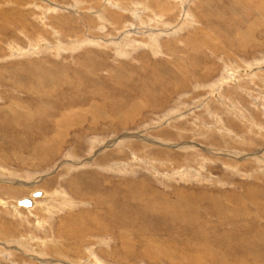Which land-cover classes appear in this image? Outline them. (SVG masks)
Here are the masks:
<instances>
[{"label": "rangeland", "instance_id": "rangeland-1", "mask_svg": "<svg viewBox=\"0 0 264 264\" xmlns=\"http://www.w3.org/2000/svg\"><path fill=\"white\" fill-rule=\"evenodd\" d=\"M5 105L0 264H264V0H0Z\"/></svg>", "mask_w": 264, "mask_h": 264}, {"label": "bare ground", "instance_id": "bare-ground-1", "mask_svg": "<svg viewBox=\"0 0 264 264\" xmlns=\"http://www.w3.org/2000/svg\"><path fill=\"white\" fill-rule=\"evenodd\" d=\"M30 4V3H29ZM33 4V3H32ZM32 4H30V5H32ZM34 5V4H33ZM77 5V4H76ZM22 22V21H21ZM65 23V22H64ZM132 31V30H131ZM155 32V31H154ZM210 34V33H209ZM151 45V44H150ZM152 45H154V44H152ZM155 46V45H154ZM157 46V45H156ZM29 76V75H28ZM27 77V76H26ZM36 79V78H35ZM10 100V99H9ZM10 103H13V104H17V103H19L18 101L17 102H14V101H9ZM20 105V104H19ZM8 109H9V106L8 105H5L3 108H0V112H4V113H7L8 112ZM93 120H95V119H93ZM158 197L160 198V195H158ZM182 197V199L184 198V196H181ZM181 197H180V199H181ZM228 199H231V195L229 196V198ZM144 200V199H143ZM148 200L149 199H145L142 203H147L148 202ZM140 201V200H139ZM150 202H153L152 200L150 201ZM221 202H222V200L220 199V197L219 196H210V203H211V206H213L215 209H216V211H218L219 210V207H218V209H217V205H219V203H220V205H221ZM229 202V201H228ZM141 203V204H142ZM226 203V202H225ZM230 203V202H229ZM240 204V203H239ZM143 205V204H142ZM33 206V205H32ZM31 206H29V207H27V208H30ZM232 207V206H231ZM192 208V207H191ZM233 208V207H232ZM180 209V208H179ZM227 209H228V207H227ZM99 211V209H96V212H98ZM229 212H231L230 211V209H229ZM50 213V212H49ZM75 221H77V220H75ZM70 222V221H69ZM66 223V222H65ZM68 224V223H67ZM71 224V223H70ZM70 224H69V226H70ZM73 224V223H72ZM72 224H71V226H72ZM76 224V223H75ZM68 226V227H69ZM97 226V225H96ZM99 226V225H98ZM72 228H73V226H72ZM71 228V230L70 231H74L75 229H72ZM75 228V227H74ZM69 229H70V227H69ZM69 231V230H68ZM70 233V232H69ZM74 233V232H73ZM75 233H76V231H75ZM72 234V233H71ZM72 237H74L75 238V236L74 235H71ZM127 241V240H126ZM77 247V245H74L73 246V248L75 249ZM79 250V249H78ZM92 250H93V248H92ZM94 251V250H93ZM75 252H76V254H80V255H78V260L79 261H77L78 263H82V264H88V262L89 261H86V260H84V261H82L81 260V253L80 252H77V250H75ZM144 253H145V251H144ZM90 254V253H89ZM88 258V257H87ZM75 262V261H74Z\"/></svg>", "mask_w": 264, "mask_h": 264}, {"label": "water", "instance_id": "water-1", "mask_svg": "<svg viewBox=\"0 0 264 264\" xmlns=\"http://www.w3.org/2000/svg\"><path fill=\"white\" fill-rule=\"evenodd\" d=\"M42 194L41 190H36L30 193L29 197H23L18 200V205L24 206V207H29L33 204V197H38Z\"/></svg>", "mask_w": 264, "mask_h": 264}, {"label": "crops", "instance_id": "crops-1", "mask_svg": "<svg viewBox=\"0 0 264 264\" xmlns=\"http://www.w3.org/2000/svg\"><path fill=\"white\" fill-rule=\"evenodd\" d=\"M17 205H18V202H17ZM27 208V207H26Z\"/></svg>", "mask_w": 264, "mask_h": 264}]
</instances>
